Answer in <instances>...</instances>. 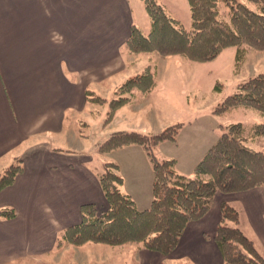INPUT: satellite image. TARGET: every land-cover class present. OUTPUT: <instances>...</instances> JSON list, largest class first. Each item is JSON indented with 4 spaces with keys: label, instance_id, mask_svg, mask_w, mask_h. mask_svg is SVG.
<instances>
[{
    "label": "crops",
    "instance_id": "obj_1",
    "mask_svg": "<svg viewBox=\"0 0 264 264\" xmlns=\"http://www.w3.org/2000/svg\"><path fill=\"white\" fill-rule=\"evenodd\" d=\"M133 23L128 0H0V173L15 160L22 166L13 184L0 191V210L15 214L0 218V264H76L68 256L75 251L91 252L86 264L95 256L94 264H223L213 240L222 202L239 211L240 229L264 256V187L217 194L209 212L186 225L168 256L135 243L60 246L65 231L81 222L83 205L107 207L101 170L94 167L101 153L79 133L92 116L88 92L103 99L114 96L142 67L152 69L158 85L150 58L141 62L148 55H132L126 48ZM151 91L135 90L116 111L125 130H136V118L152 122ZM153 128L143 126L141 132L154 134ZM197 135L201 140L187 145L186 166L175 161L179 174L192 175L219 136L212 133L206 140L202 132ZM101 155H117L103 156L101 169L108 161L115 163L121 192L139 210L147 209L153 171L144 149L130 145Z\"/></svg>",
    "mask_w": 264,
    "mask_h": 264
},
{
    "label": "trees",
    "instance_id": "obj_2",
    "mask_svg": "<svg viewBox=\"0 0 264 264\" xmlns=\"http://www.w3.org/2000/svg\"><path fill=\"white\" fill-rule=\"evenodd\" d=\"M187 1L189 30L170 17L155 0H143L150 29L143 34L132 25L127 50L133 55L179 56L205 63L216 59L223 50L234 48L238 67L246 51H264V0ZM154 87V73L148 67L142 74L122 83L110 101L92 92L87 96L92 104L108 103L107 114L112 118L118 109L131 101L135 90L149 92ZM238 107L252 109L264 116V71L238 83L235 91L212 113L222 115ZM182 126L172 125L154 135L118 131L96 143L101 154L130 145L144 149L153 171L152 201L147 209L139 210L120 190L122 178L117 173L118 166L105 163L99 182L106 209L99 211L93 204L83 205L81 222L65 231L60 246L63 243L75 246L92 243L118 247L135 243L150 252L168 256L177 248L186 225L202 219L217 194L242 193L264 187V152L247 145L248 140L264 136V122L219 126L218 139L195 165L191 176L179 174L175 160L158 158L153 152L160 144L176 143ZM21 171L20 160L5 168L0 173V191L12 185ZM220 212L221 221L213 240L223 264H264V256L239 227V211L222 202ZM14 216L12 209L0 210V218L12 219Z\"/></svg>",
    "mask_w": 264,
    "mask_h": 264
},
{
    "label": "rangeland",
    "instance_id": "obj_3",
    "mask_svg": "<svg viewBox=\"0 0 264 264\" xmlns=\"http://www.w3.org/2000/svg\"><path fill=\"white\" fill-rule=\"evenodd\" d=\"M155 1L162 6L170 17L177 20L184 29H190L191 21L187 0ZM128 2L131 7L133 24L143 34H146L150 29V20L143 0H128ZM235 51L234 48H227L216 59L205 63L188 61L179 56L163 58L157 54H146L148 57H144L145 59H142L141 62L144 65L147 62L146 58H150V63L156 68L157 72L158 85L151 91V99H153L156 111L152 122L149 121L150 119H145L144 116L136 118V130H125L126 128L119 123V112L109 118L107 114L109 111L108 103H93L92 116L87 120L88 123L87 121L83 123L84 126L81 128L84 135L89 137L91 143L95 145L105 140L113 132L134 131L150 135L148 132H141L143 126L148 127V129H152L153 126L154 134H158L169 126L183 124L176 143L166 142L153 152L158 158L165 156L166 159L170 158L178 161V166L185 167L188 152L187 145H193L196 141L195 138L201 140L197 133L202 132L208 140L212 133L220 135L219 126L221 125L227 126L234 123L252 125L264 122V116L244 107L231 109L222 115L212 113L213 109L224 98L235 91L238 83L264 71V51H246L239 67L235 61ZM138 68L140 69V67ZM144 69L142 67L137 74H142ZM112 98L113 94H108L106 100L110 101ZM247 145L252 149L264 152V136L256 140H248ZM113 154L118 155L119 153L114 152ZM117 155H98L94 167L99 168L102 173L101 163L103 159L106 156ZM99 211L102 210L99 209ZM226 224L232 226L227 222ZM244 231L249 235L245 228ZM108 250L111 251L112 249ZM79 252L75 251V253L73 252L72 255L69 254L68 256H73L76 259V264H82L81 262L86 264L88 258L85 259V257L91 252ZM97 257H91L90 264H94ZM64 259H66V256ZM125 261L127 260L124 259Z\"/></svg>",
    "mask_w": 264,
    "mask_h": 264
}]
</instances>
